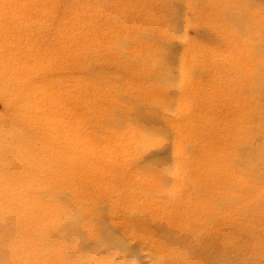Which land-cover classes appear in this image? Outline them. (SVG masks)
I'll use <instances>...</instances> for the list:
<instances>
[{
    "label": "rangeland",
    "instance_id": "374dc122",
    "mask_svg": "<svg viewBox=\"0 0 264 264\" xmlns=\"http://www.w3.org/2000/svg\"><path fill=\"white\" fill-rule=\"evenodd\" d=\"M179 2L181 7L177 5ZM174 44H182L180 49L173 46L180 56L172 54L176 52ZM166 49L172 56L166 55L169 54ZM261 53H264V0H0V264H87L89 261L113 264L119 253L105 252L108 249L102 243L99 253L94 254L96 249H92L93 254H88L91 248L88 250L87 245L96 238L92 245L99 243L104 234L103 226L102 229L98 226L100 223L121 232L118 233L124 238L127 235L129 246L141 244L138 248L144 264H180V261L181 264H214L216 258L224 261L222 264H229L230 260H235L230 264H243L246 259L244 264L251 261L264 264V163H261L264 160V54ZM163 54L166 63L173 57L170 66L178 62L176 81L171 75L173 71L165 70L168 65ZM171 80L176 87H172ZM168 82L170 86H165ZM145 118L151 122L154 119L149 128L151 134L146 132L149 125ZM161 118L164 122L159 121ZM144 128L146 133L142 132ZM158 128L165 131L164 135ZM167 133L173 136H165ZM146 140V144L152 142V145L144 144ZM160 143L161 149L157 145ZM165 143L173 146L167 148ZM9 147L16 148L15 152ZM189 147L196 153L190 152ZM165 151L170 152L174 164L170 162L167 168L161 160L160 172L154 171L156 154L162 157ZM233 152H238L235 161ZM237 157L242 160L237 162ZM39 160L47 161L48 165H40ZM57 160L58 165L54 164ZM144 160L154 166L149 163L145 168ZM257 165L260 167L256 168ZM237 166L244 173L251 172L252 178H247L248 174L246 177ZM259 170L262 180L257 177ZM69 172H74L70 177L76 178H67ZM253 178L256 183L252 182ZM188 180L190 185L186 186ZM167 181L169 184H165ZM54 185H59V192ZM220 199L223 203H219ZM55 225L59 227L56 229ZM97 227L99 232L95 230ZM82 231L85 235H81ZM89 232L91 235L98 232L101 238L97 234L92 239L94 236ZM86 240L89 243L85 244ZM63 244L66 247L68 244V248ZM239 244L242 247L238 250ZM243 245H248L250 250H245L247 246ZM74 246L81 248L80 255L86 256L81 261L86 258L87 261L77 262L80 255L76 257ZM235 250L240 252L239 256ZM242 250L246 259L241 256ZM119 257L121 264H138L135 259Z\"/></svg>",
    "mask_w": 264,
    "mask_h": 264
},
{
    "label": "bare ground",
    "instance_id": "6f19581e",
    "mask_svg": "<svg viewBox=\"0 0 264 264\" xmlns=\"http://www.w3.org/2000/svg\"><path fill=\"white\" fill-rule=\"evenodd\" d=\"M252 2H253V1H252ZM176 4H177V3H176ZM179 4H180V2H179L177 5H179ZM181 4H182V3H181ZM179 6L181 7V5H179ZM250 6H251V5H250ZM260 7H262V6H260ZM183 9H184V8H183ZM183 9H182V10H183ZM178 10H179V9H178ZM180 10H181V9H180ZM179 14H180V13H179ZM246 14H247V13H246ZM223 15H224V14H223ZM240 15H241V14H240ZM177 16H178V15H177ZM226 16H227V15H226ZM245 16H246V15H245ZM178 17H180V16H178ZM227 17H228V16H227ZM176 18H177V17H176ZM177 19H178V18H177ZM180 19H181V18H180ZM239 19H240V18H239ZM178 20H179V19H178ZM182 22H183V21H182ZM232 22H233V21H232ZM175 24H176V23H175ZM206 24L208 25V23H206ZM237 24H239V23H237ZM251 24H252V23H251ZM240 26H241V25H240ZM183 27H184V26H183ZM183 27H182V28L180 27V28L184 30ZM262 27H263V26H262ZM176 28L178 29L179 27H176ZM238 29L240 30V27H239ZM206 30H208V29H206ZM209 30H210V29H209ZM211 31H212V30H211ZM207 32H208V31H207ZM239 32H241V31H239ZM203 33H206V32H203ZM259 33H260V32H259ZM180 34H181V33H180ZM180 34H179V35H180ZM208 34H209V33H208ZM213 34H214V33H213ZM182 35H183V34H182ZM183 36H184V35H183ZM223 36H224V35H223ZM221 37H222V36H221ZM226 37H227V36H226ZM251 39H252V38H251ZM237 40H238V39H237ZM253 41H254V39H253ZM172 43H173V41H172ZM120 44H121V43H120ZM125 44H126V43H125ZM166 44H167V43H166ZM177 44H179V42H178ZM252 44H253V43H252ZM255 44H256V43H255ZM181 45H182V44H181ZM181 45H180V46H181ZM257 45H259V44H257ZM120 46H121V45H120ZM122 46H123V45H122ZM173 46H177V45L174 44V45H172V47H173ZM180 46H177V48L179 47V49H180ZM251 46H252V45H251ZM166 48H169V49H170V48H171V45H170L169 47H167V45H166ZM173 48H174V47H173ZM173 48H172V50H173ZM177 48H176V47L174 48V49L176 50V52L173 51L172 54L174 53V55L176 54V56H177V55L180 56V53H179L180 50H178V53H179V54H177ZM164 49H165V46H164ZM252 49H254V48H252ZM166 50H168V49H166ZM180 52H181V51H180ZM121 53H123V52H121ZM168 53H169V54H166L167 56L171 54V51L168 50ZM172 54H171V56H172ZM261 54H264V53H261ZM124 58L126 59L125 56H124ZM163 58H164V61H165V65H168V66H166V67H168V68H166L165 70L169 69V71H170V70L173 71V72H172L173 74H171V75L173 76V78H174L175 81H176V75L178 76V74H176V72H175V71H177V69L175 68V66L178 67V66H177V65H178V62H177V65H175L176 62L173 60V61H174V62H173V65H174V66H170L169 64L171 63V61H172L171 58H173V57H170V60H171L170 63H166V60H167V59H166L165 54H163ZM167 58H168V57H167ZM177 58H178V57H177ZM174 59H175V58H174ZM179 59H180V58H179ZM179 59H177V60L179 61ZM127 60H128V59H127ZM124 62H125V61H124ZM127 62H128V61H127ZM108 63H109V62H108ZM257 63H258V62H257ZM159 64H160V63H159ZM138 65H140V64H138ZM157 65H158V64H157ZM161 65H162V64H161ZM87 66H88V65H87ZM90 66H91V65H90ZM146 66H147V65H146ZM169 66L172 67V68H170ZM192 66H193V65H192ZM195 66H196L195 68H197L198 65H195ZM259 66H260V65H259ZM9 67H10V66H9ZM88 67H89V66H88ZM198 67H199V66H198ZM164 68H165V67H164ZM87 69H88V68H87ZM190 69H191V68H190ZM199 69L201 70V68H199ZM98 70H99V69H98ZM162 70H163V69H160V72H162V74H163V71H162ZM193 70H194V68H193ZM197 70H198V69H197ZM197 70H196V71H197ZM86 71H87V70H86ZM100 71H101V70H100ZM171 71H170V72H171ZM178 71H179V70H178ZM104 72H105V71H104ZM200 72L202 73V71H200ZM200 72H197V73H199V75H200ZM207 72H208V71H207ZM91 73H92V72H91ZM154 73H155V72H154ZM164 73H167V71H165ZM160 74H161V73H160ZM169 74H170V73H169ZM194 74H195V71H194ZM194 74H192V75H194ZM205 74H207V73H205ZM262 74H263V73H262ZM262 74H261V75H262ZM155 75H157V74H155ZM163 75H164V74H163ZM163 75H162V76H163ZM166 75H167V76H166ZM166 75H165V76H166V79H168L167 77H169V76H168V74H166ZM202 75H203V74H202ZM182 76H183V73H182ZM190 76H191V74H190ZM195 76L197 77V75H195ZM195 76H193V77H195ZM204 76H205V75H204ZM207 76H208V75H207ZM159 77L161 78V76H159ZM159 77H157V78H159ZM163 77H164V76H163ZM198 77H199V76H198ZM200 77H201V76H200ZM202 77H203V76H202ZM164 78H165V77H164ZM182 78H183V77H182ZM184 78H185V76H184ZM104 79H105V78H104ZM153 79H155V78H153ZM202 79H203V78H202ZM251 79H252V78H251ZM181 80L183 81V79H181ZM181 80H180V81H181ZM236 80H237V79H236ZM161 81H165V79H164V80L161 79ZM161 81L158 80V82H161ZM166 81H168V80H166ZM185 81H186V80H185ZM101 83H102V82H101ZM171 83L174 84V80H173V82H172V80H171ZM182 83H185V82H182ZM162 84H163V83H162ZM173 84H172V87L174 88V86H175L176 83H175L174 85H173ZM185 85H186V84H185ZM165 86H170V85H169V82H168V85H165ZM176 86H177V84H176ZM176 86H175V87H176ZM182 86H183V85H182ZM188 86H190V85H188ZM183 87H185V86H183ZM177 89H178V88H177ZM189 89H190V88H189ZM180 90H181V88H180ZM201 90H202V89H201ZM201 90H199V91H201ZM197 92H198V91H197ZM203 92H204V91H203ZM252 92H253V91H252ZM200 93H202V92H200ZM202 94H203V93H202ZM200 95H201V94H200ZM200 95H197V96L199 97ZM124 97H125V96H124ZM194 97H196V96H194ZM194 97H193V99H196V98H194ZM200 98H202V97H200ZM197 100H198V99H197ZM197 100H195V101H197ZM199 100H200V99H199ZM139 102H140V101H139ZM169 103H170V102H169ZM173 104H174V103H173ZM142 105H143V104H141V107H142ZM169 105H170V104H169ZM137 106H138V105H137ZM132 107H133V106H132ZM141 107H140V108H141ZM144 107H145V106H144ZM260 107H261V106H260ZM134 108H135V107H134ZM138 108H139V107H138ZM140 108H139V109H140ZM150 108L152 109V106H151ZM153 108H154V106H153ZM262 108H263V107H262ZM154 109H155V108H154ZM154 109H153V111H154ZM168 109H169V108H168ZM254 109H255V108H254ZM263 109H264V108H263ZM132 110H133V108H132ZM134 110H135V109H134ZM116 111H117V110H116ZM116 111H115V112H116ZM130 111H131V110H130ZM190 111H191V109H190ZM137 112H138V113H141V111L139 112L138 110H137ZM150 112H151V114H155V113H152V111H150ZM165 112H166V111H165ZM167 112H169V110H168ZM188 112H189V111H188ZM127 113H128V112H127ZM135 113H136V112H135ZM170 113H171V111L169 112V114H170ZM193 113H194V111H193ZM201 113H202V112H201ZM204 113H205V112H204ZM207 113H208V112H207ZM207 113H205V114H207ZM117 114H118V113H116V115H117ZM129 114H130V113H129ZM132 114H133V113H132ZM166 114H167V113H166ZM187 114H188V113H187ZM254 114H255V113H254ZM114 115H115V114H114ZM118 115H119V114H118ZM121 115H122V114H121ZM130 115H131V114H130ZM139 115H140V114H139ZM139 115H138V116H139ZM141 115H142V114H141ZM141 115H140L139 117H141ZM191 115H192V114H191ZM193 115H194V114H193ZM213 115H214V114H213ZM249 115H250V114H249ZM131 116H132V115H131ZM147 116H148V115H147ZM149 116H150V114H149ZM152 116H153V115H152ZM169 116H170V115H169ZM259 116H260V115H259ZM21 117H22V116H21ZM136 117H137V115H136ZM144 117H145V116H144ZM144 117H143V118H144ZM150 117H151V116H150ZM150 117H149V118H150ZM157 117H158V116H157ZM203 117H204V116H203ZM216 117H217V116H216ZM114 118L116 119V117H114ZM118 118H119V117H118ZM153 118H154V116H153ZM155 118H156V117H155ZM19 119H20V118H19ZM119 119L121 120V118H119ZM122 119H123V118H122ZM137 119H139V118H137ZM156 119H157V118H156ZM159 119H160V118H159ZM159 119H158V120H159ZM207 119H208V118H207ZM210 119H211V118H210ZM210 119H209V121H210ZM124 120H125V119H124ZM132 120H134V119L132 118ZM139 120H140V119H139ZM141 120H142V119H141ZM144 120L146 121V118H145ZM144 120H142V121H144ZM163 120H164V119H163ZM152 121L154 122V119H153ZM159 121L164 122V121H162V118H161V120H159ZM159 121H156V122H159ZM194 121H195V120H194ZM136 122H137V120H136ZM153 122H151V121H146V124L149 125V127L146 128V132H148V133H150V134H151V130H149V128H150V126L152 125ZM156 122H155V124H156ZM161 122H159V124H160ZM165 122H166V121H165ZM225 122H226V121H225ZM227 122H228V121H227ZM110 123H111V121H110ZM112 123H113V122H112ZM114 123H115V120H114ZM142 123H143V126L146 125L145 122H142ZM168 123H169V122H168ZM168 123H167V125H168ZM115 124L118 125V122H116ZM144 124H145V125H144ZM169 124H170V123H169ZM18 125H19V124H18ZM156 125H157V124H156ZM156 125H155V126H156ZM164 125H165V123H164ZM170 125H171V124H170ZM192 125H193V123H192ZM251 125H252V124H251ZM146 126H147V125H146ZM152 126H153V125H152ZM155 126H154V127H155ZM193 126H194V125H193ZM216 126H217V125H216ZM119 127H121V126H119ZM154 127H153V128H154ZM156 127H160V126L157 125ZM168 127H169V126H168ZM171 127H173V126H171ZM140 128H141V126H140ZM151 128H152V127H151ZM151 128H150V129H151ZM15 129H16V128H15ZM147 129H148L150 132H149ZM158 129H159V131H160L162 134H163V132H165L164 130H161L160 128H158ZM162 129H163V127H162ZM166 129H167V128H166ZM168 129H169V128H168ZM222 129H223V128H222ZM222 129H221V130H222ZM248 129H249V128H248ZM250 129H251V127H250ZM17 130H18V129H17ZM141 130H143V129H141ZM156 130H157V128H156ZM156 130H154L152 134H154ZM174 130H175V128H174ZM174 130H173V132H174ZM203 131H204V130H203ZM261 131H262V130H261ZM17 132H18V131H17ZM142 132H145V128H144V131H142ZM146 132H145V133H146ZM166 132H167V131H166ZM177 132H178V131H177ZM205 132H206V131H205ZM207 132H208V131H207ZM250 132H251V131H250ZM250 132H249V133H250ZM161 133H160V135H162ZM175 133H176V132H175ZM150 134L147 136V138H149ZM158 134H159V132H156V136H157ZM173 134H174V133H173ZM205 134H206V133H205ZM214 134H215V133H214ZM216 134H217V133H216ZM260 134H261V133H260ZM145 135H146V134H145ZM154 135H155V134H154ZM154 135H152V136H154ZM163 135H164V134H163ZM163 135H162V136H163ZM170 135H172V134H168V133L165 134V136H170ZM263 135H264V134H263ZM3 136H4V135H3ZM158 136H159V135H158ZM165 136H164V137H165ZM172 136H173V135H172ZM175 136H177V134H176ZM200 136H201V135H199V137H200ZM250 136H251V135H250ZM150 137H151V136H150ZM181 137H182V136H181ZM184 137H185V136H184ZM222 137H223V136H222ZM155 138H156V137H155ZM182 138H183V137H182ZM189 138H190V137H189ZM204 138H205V137H204ZM149 139H150V138H149ZM149 139H148V141H151V140H149ZM167 139H168V138H166L165 141H166ZM263 139H264V138H263ZM8 140H9V139H8ZM8 140H7V141H8ZM189 140H190V139H189ZM194 140L196 141V139H194ZM194 140H193V141H194ZM199 140H201V139H199ZM171 141H172V137H171ZM186 141H187V144H188V140H185V143H186ZM195 141H194V142H195ZM239 141H240V140H239ZM254 141H255V139H254ZM260 141H261V140H260ZM146 142H147V140H146L145 142H143V143L146 144ZM154 142H155V141H154ZM194 142H193V143H194ZM197 142H198V141H197ZM210 142H211V141H210ZM244 142H245V141H244ZM252 142H253V140H252ZM256 142H257V140H256ZM263 142H264V141H263ZM24 143H25V142H24ZM39 143H40V142H39ZM43 143H44V142H43ZM166 143H169V142L166 141ZM166 143H165V145H168V144H166ZM190 143H191V142H190ZM193 143H191V144H193ZM237 143H238V142H237ZM247 143H248V142H247ZM254 143H255V142H253V144H254ZM259 143H261V142H259ZM8 144H9V143H8ZM12 144H13V143H12ZM12 144H11V146H12ZM49 144H50V143H49ZM150 144L152 145V142H151V143L148 142V144H146V145H150ZM161 144H162V143L157 144V145L160 147V149L162 148V147L160 146ZM182 144H183V143H181V145H182ZM204 144H205V143H204ZM230 144H231V143H230ZM248 144H249V143H248ZM16 145H18V144H16ZM45 145H46V144H45ZM47 145H48V144H47ZM47 145H46V146H47ZM151 145H150V146H151ZM169 145H172V144H169ZM169 145L166 146V147L168 148ZM176 145H177V144H176ZM196 145H197V143H196ZM249 145H250V144H249ZM6 146H8V145L6 144ZM14 146H15V145H14ZM172 146H173V145H172ZM190 146H191V145H190ZM256 146H258V145H256ZM256 146H255V147H256ZM26 147L28 148V146H26ZM50 147H51V146H50ZM52 147H53V146H52ZM139 147H140V146H139ZM139 147H138V149H139ZM142 147L145 148V145H144V146L142 145ZM152 147H153V146H152ZM164 147H165V146H164V144H163V149H164ZM177 147L179 148V146H177ZM245 147H247V146H245ZM9 148H10V149H13V151H14V149H16V148H12V147H9ZM48 148H49V147H48ZM146 148H149V146H148V147L146 146ZM157 148H158V147H157ZM189 148H190V147H189ZM262 148H263V146H262ZM49 149H50V148H49ZM52 149H53V148H52ZM149 149H150V148H149ZM160 149H155V150L157 151V150H160ZM180 149H181V148H180ZM180 149H178V150H180ZM198 149H199V148H198ZM201 149H203V148H201ZM240 149H241V147H240ZM247 149H248V148H247ZM26 150H27V149H26ZM43 150H45V149H43ZM46 150H47V148H46ZM142 150L144 151V149H142ZM173 150H174V149H173ZM178 150H176V151H178ZM183 150H184V149H183ZM190 150H191V148H190ZM241 150H243V149H241ZM250 150H251V149H250ZM252 150H253V149H252ZM263 150H264V149H263ZM263 150H262V151H263ZM10 151H12V150H10ZM38 151H39V150H38ZM38 151H37V153H39ZM41 151H42V150H41ZM138 151H139V150H138ZM146 151H147V150H145L144 152L146 153ZM160 151H161V150H160ZM162 151H163V150H162ZM162 151H161V152H162ZM169 151H170V150H169ZM169 151H165V153H164V152L161 153V154H163V155H162L163 158L160 157L161 155L159 156V154H156V157H157V158H160V161H158L159 159H156V157H155V158H154V160L156 161V162L154 161L155 163L152 161V160H153V157H151V160H150V161L153 162V164L155 165V167L158 169V170H157V169H153L154 171L156 170V171L160 172V171H159V168H160V167H158V166H159V164L161 165V163H160L161 160L163 161V165H164V162H165V164H166V165H164L165 167H167V165L169 166L171 163H173V161H172V158H173V157H171L172 155L170 154ZM171 151H172V150H171ZM186 151H189V150H186ZM194 151H195V152H193V150H191L190 152L196 153V150H195V149H194ZM198 151H199V150H198ZM230 151H231V150H230ZM236 151H237V148H236ZM239 151H240V150H239ZM14 152H15V151H14ZM17 152H19V151H17ZM42 152H45V151H42ZM48 152H49V151H48ZM48 152H47V153H48ZM63 152H64V151H63ZM139 152H140V151H139ZM147 152H148V151H147ZM7 153H8V152H7ZM9 153H12V152H9ZM9 153H8V154H9ZM60 153H61V152H60ZM141 153H142V152H141ZM141 153H138V155H139L140 157H141V155H140ZM186 153H187V152H186ZM211 153H212V152H211ZM233 153H234V152H233ZM248 153H249V152H248ZM16 154H18V153H16ZM16 154H15V155H16ZM21 154H23V153H21ZM21 154H19V155H21ZM42 154H45V153H42ZM42 154H41V155H42ZM64 154H65V152H64ZM143 154H144V153H143ZM143 154H142V155H143ZM189 154H190V153H189ZM209 154H210V153H209ZM209 154H208V155H209ZM235 154H236V153H234V156H233L234 158H233V159L231 158L232 160H234V159L236 158L238 152H237L236 156H235ZM239 154L242 155L240 152H239ZM243 154H244V153H243ZM246 154H247V152H246ZM254 154H255V153H254ZM12 155H13V154H12ZM35 155H36V154H35ZM59 155L62 156L63 154H59ZM154 155H155V154H154ZM175 155H177V153H176ZM183 155H184V153H183ZM186 155H188V154H185V156H186ZM192 155H193V154H192ZM249 155H251V153H249ZM260 155H261V154H260ZM26 156H27V155H26ZM39 156H40V155H39ZM42 156H43V155H42ZM48 156H50V155L48 154ZM61 156H58V157H61ZM144 156H145V155H144ZM150 156H151V154H150ZM152 156H153V154H152ZM158 156H159V157H158ZM190 156H191V154H190ZM194 156H196V155H194ZM215 156H216V155H215ZM255 156H256V155H255ZM8 157H9V156H8ZM20 157H21V156H20ZM40 157H41V156H40ZM40 157H39V158H40ZM175 157H177V156H175ZM197 157H198V155L196 156V158H197ZM204 157H205V156H204ZM204 157H203V158H204ZM239 157L243 158L242 156H239ZM259 157H260V156H259ZM261 157H262V156H261ZM14 158H15V157H14ZM37 158H38V157H37ZM42 158H43V157H42ZM54 158L57 159L56 156H55ZM68 158H69V157H68ZM138 158H139V157H138ZM147 158H148V156H147ZM161 158H162V159H161ZM186 158H187V157H186ZM198 158H199V157H198ZM200 158H201V157H200ZM203 158H202V159H203ZM224 158H225V157H224ZM241 158H240V159H241ZM247 158H248V157H247ZM247 158H246V159H247ZM252 158H254V157L251 156L250 159H252ZM8 159H9V158H8ZM10 159H11V158H10ZM23 159H24V158H23ZM27 159H28V158H27ZM29 159H30V158H29ZM45 159H46V157H45ZM45 159H44V160H45ZM47 159H48V157H47ZM47 159H46V160H47ZM52 159H53V158H52ZM58 159H59V158H58ZM62 159H63V157H62ZM62 159H61V160H62ZM70 159H71V158H70ZM141 159H142V158H141ZM145 159H146V158H145ZM148 159H150V158H148ZM148 159H147V160H148ZM173 159H174V158H173ZM184 159H185V157H184ZM184 159H183V160H184ZM191 159H192V158H191ZM193 159H195V157H193ZM193 159H192V160H193ZM206 159H208V158H206ZM206 159H205V160H206ZM226 159H227V158H226ZM240 159H238V157H237V160H236V161L238 162ZM250 159L248 160L249 164H250V162H251ZM44 160H43V161H44ZM50 160H51V159H49V161H50ZM147 160H144V162H145V163L147 162L148 164H147V163L145 164V163L143 162V163L145 164V165H143V163H141L143 166H145V168H146L147 165H149V163L152 165V163H151V162H148L149 160H148V161H147ZM196 160H197V159H196ZM196 160H194V161L197 163ZM205 160H204V161H205ZM212 160H213V159H212ZM223 160H224V159H223ZM241 160H242V159H241ZM243 160H245V159H243ZM255 160H256V159H255ZM261 160H263V158H262ZM261 160H260V161H261ZM2 161H3V160H2ZM11 161H12V160H11ZM47 161H48V160H47ZM47 161L42 162L43 165L46 164ZM52 161H53V160H52ZM59 161H60V159H59ZM59 161H58V160H57V162L55 161L54 164L57 163V165H58ZM185 161H187V160H185ZM190 161H191V160L189 159V162H190ZM194 161H193V162H194ZM200 161H201V159H200ZM234 161H235V160H234ZM245 161H246V160H245ZM252 161H253V159H252ZM12 162H13V161H12ZM27 162H28V160H27ZM29 162H30V161H29ZM33 162H35V160H34ZM39 162H40V160H39ZM60 162H61V161H60ZM63 162H64V161H63ZM68 162L70 163L71 160H70V161L68 160ZM72 162H73V161H72ZM170 162H171V163H170ZM195 162H194V164H195ZM198 162H199V159H198ZM230 162H231V161H230ZM237 162H236V164H239V163H237ZM239 162H240V161H239ZM248 162H247V163H248ZM253 162H254V161H253ZM255 162H257V161H255ZM0 163H1V162H0ZM24 163H25V162H24ZM40 163H41V162H40ZM42 163H41L40 165H42ZM52 163H53V162H52ZM178 163H179V162H178ZM199 163H201V162H199ZM202 163H204V162H202ZM202 163H201V164H202ZM208 163H209V162H208ZM225 163H226V162H225ZM261 163H262V165H263L264 160H263V162H261ZM261 163H260V164H261ZM38 164H39V163H38ZM173 164H174V163H173ZM182 164H183V163H182ZM184 164H187V162H186V163L184 162ZM201 164H198V166L201 165ZM232 164L235 165V162L232 163ZM242 164H243V163H241V166L244 167ZM245 164H246V163H245ZM260 164H259V165H260ZM2 165H3V164H2ZM12 165H13V164H12ZM32 165H33V164H31V166H32ZM43 165H42V166H43ZM46 165H48V163H47ZM50 165H51V161H50L49 166H50ZM52 165H53V164H52ZM57 165H56V166H57ZM69 165L71 166V164H69ZM136 165H138V164H136ZM154 165H152V167H153ZM187 165H190V164H187ZM192 165H193V163H192ZM192 165H190V166L192 167ZM195 165H196V164H195ZM202 165H205V164H202ZM224 165H225V164H224ZM247 165H248V164H247ZM259 165H257L256 168L260 167ZM19 166H20V163H19ZM22 166H23V165H22ZM22 166H21V169H22ZM29 166H30V163H29ZM42 166H41V167H42ZM75 166H76V165H75ZM138 166H140V163H139ZM176 166H177V165H176ZM179 166H180V165H179ZM221 166H222V165H221ZM226 166L228 167L227 169H230L229 166H228V164H227ZM239 166H240V165H239ZM239 166H237V168L240 169V170L242 171V169L240 168L241 166H240V167H239ZM254 166H256V163H255ZM254 166H253V167H254ZM15 167H16V166H15ZM50 167L53 168V166H50ZM71 167H72V166H71ZM155 167H154V168H155ZM181 167H182V170H183V169H184V168H183V165H182ZM184 167H185V170H186V169L188 170L187 166L184 165ZM191 167H190V168H191ZM196 167H197V166H196ZM230 167H231V166H230ZM232 167H233V165H232ZM232 167H231V168H232ZM251 167H252V164H251ZM251 167L249 166V167H247V168H250V169H251ZM1 168H2V167H1ZM23 168L26 169L27 167H23ZM35 168H36V167H35ZM44 168H46V167H44ZM54 168H55V167H54ZM167 168H168V167H167ZM170 168H171V167H170ZM233 168H234V167H233ZM49 169H50V168H49ZM73 169H75V167H74ZM148 169H150V166L148 167ZM162 169H163V168H162ZM176 169H177V167H176ZM180 169H181V168H180ZM198 169H199V167H198ZM245 169H246V168H244L243 170H245ZM259 169H260V168H259ZM262 169H263V167H262ZM29 170H30V169H29ZM29 170H28V171H29ZM39 170H40V169H39ZM39 170H38V172H39ZM45 170H46V169H45ZM151 170H152V169H151ZM160 170H161V169H160ZM165 170H167V169L165 168ZM170 170H171V169H170ZM173 170H174V169H173ZM224 170H225V169H224ZM234 170H235V169H234ZM236 170H237V169H236ZM246 170H247V169H246ZM260 170H261V169H260ZM260 170H259V171H260ZM21 171H22V170H21ZM28 171H27V172H28ZM46 171H48V170H46ZM51 171H53V169H51ZM67 171H69V169H68ZM189 171H190V170H189ZM229 171H231V170H229ZM232 171H233V170H232ZM241 171H240V172H241ZM247 171H249V170H247ZM253 171H254V170H252V172H253ZM255 171H256V172H255ZM255 171H254L255 174L258 173L256 169H255ZM261 171H263V170H261ZM261 171H260V173L258 174L259 176H257V177L260 178L259 180H262V179H261L262 177H261V175H260V174H261ZM13 172H14V170H13ZM48 172H49V171H48ZM54 172H55V171H54ZM54 172H53V173H54ZM56 172H57V171H56ZM71 172H72V168H71ZM74 172H75V170H74ZM74 172H73L72 174H70V172H69L70 175L67 173V175H69V176H67V178L70 177V176H72V175L74 174ZM167 172H168V171H167ZM169 172H171V171H169ZM176 172H177V170H176ZM6 173H7V172H6ZM8 173H9V172H8ZM10 173H11V172H10ZM44 173H45V172H44ZM228 173H230V172H228ZM242 173H244V171H242ZM254 173H253V174H254ZM262 173H263V172H262ZM11 174H12V173H11ZM11 174H10V175H11ZM27 174H28V173H27ZM29 174H30V173H29ZM75 174H76V173H75ZM163 174H166V173L163 172ZM169 174H170V173H169ZM230 174H231V173H230ZM232 174H233V172H232ZM235 174H236V173H235ZM238 174H239V173H238ZM240 174H241V173H240ZM244 174H245V176H246V174H248V176H249V174H252V173L250 172V173H244ZM244 174H243V175H244ZM38 175H39V174H38ZM46 175H47V174H46ZM46 175H45V174H44V175L42 174V176H46ZM52 175H53V174H52ZM228 175H229V174H228ZM11 176H13V175H11ZM23 176H26V175H23ZM47 176H48V175H47ZM164 176H165V175H164ZM233 176H234V175H233ZM251 176H253V175H251ZM251 176H249V177L246 176V177H247V178H250ZM263 176H264V175H263ZM39 177H40V175H39ZM39 177H37V178L40 179ZM51 177H52V176H51ZM74 177H75V175H74L73 177H70V178H73V179H74ZM228 177H229V176H228ZM230 177H231V176H230ZM230 177H229L228 179H230ZM237 177H238V176H237ZM243 177H244V176H243ZM257 177H254V178H257ZM7 178H8V177H7ZM75 178H76V177H75ZM240 178H241V176H240ZM251 178H252V177H251ZM254 178L251 179V180H253L252 182H255V181H254ZM16 179H17V178H16ZM28 179H29V178H27V181H29ZM38 179H37V181H38ZM42 179H43V178H41V180H42ZM55 179H56V178H55ZM165 179H166V177H165ZM167 179H168V178H167ZM228 179H227V181H226V180H225V181L228 182ZM231 179H232V178H231ZM235 179H236V178H235ZM235 179H234V181H235ZM237 179H238V178H237ZM257 179H258V178H257ZM2 180H3V179H2ZM41 180H40V181H41ZM169 180H170V178H169ZM244 180H245V179H243L242 182H243ZM259 180H257V182H258ZM37 181H36V182H37ZM184 181H186V179H185ZM229 181H230V180H229ZM237 181H239V180H237ZM247 181H248V180H247ZM13 182H14V181H13ZM25 182H26V180H25ZM25 182H23V183H25ZM30 182H31V180H30ZM168 182H170V181H167V183H165V184H169ZM187 182H189V180H188ZM232 182H233V181H232ZM244 182H245V181H244ZM249 182L251 183L250 180H249ZM20 183H21V182H20ZM230 183H231V182H230ZM255 183H256V182H255ZM26 184H28V182H27ZM32 184H33V182H32ZM165 184H164V185H165ZM236 184H237V183H236ZM243 184H244V183H243ZM243 184H242V185H243ZM258 184H259V183H258ZM262 184H263V182H262ZM262 184L260 183V185H262ZM17 185H18V183H17ZM36 185H37V183H36ZM40 185H42V184H40ZM185 185H186V186L190 185V182H189V184H188V183H187V184L185 183ZM239 185H240V184H239ZM249 185H250V184H249ZM18 186H19V185H18ZM43 186H44V185H43ZM57 186L59 187V185H57ZM57 186L55 187V185H54L53 188H56V189H57ZM165 186H166V185H165ZM231 186H232V185H231ZM231 186H230V187H231ZM235 186H236V185H235ZM252 186H253V183H252ZM13 187H14V186H13ZM34 187H35V186H34ZM38 187H40V186H38ZM44 187H45V186H44ZM48 187H49V186H48ZM63 187H64V186H63ZM253 187H254V186H253ZM15 188H16V187H15ZM45 188H46V187H45ZM242 188H243V186H242ZM244 188H245V187H244ZM244 188H243V189H244ZM246 188H247V187H246ZM0 189H1V188H0ZM16 189H17V188H16ZM29 189H30V188H29ZM32 189H33V188H32ZM42 189H44V188H42ZM46 189H47V188H46ZM46 189H45V190H46ZM49 189H50V188H49ZM59 189H60V188L57 189L58 192H59ZM232 189H233V188H232ZM235 189H236V188H235ZM247 189H249V188H247ZM247 189H246V190H247ZM11 190H12V189H11ZM11 190H10V191H11ZM20 190H21V189H20ZM20 190H19V191H20ZM38 190H39V189H38ZM51 190L53 191L54 189H51ZM239 190H240V189H239ZM239 190H238V191H239ZM246 190H245V191H246ZM254 190H255V189H254ZM27 191H28V190H27ZM241 191H242V189H241ZM247 191H248V193L250 192L249 190H247ZM247 191H246V192H247ZM4 192H5V191H4ZM16 192H17V191H16ZM21 192H22V191H21ZM28 192H29V191H28ZM53 192H54V191H53ZM53 192H52V193H53ZM216 192H217V191L214 192V195H215ZM39 193H40V192H39ZM46 193H47V191H46ZM52 193H51V194H52ZM241 193H242V192H241ZM251 193H252V192H251ZM41 194H43V193L41 192ZM41 194H40V195H41ZM71 194H72V193H71ZM49 195H50V193H49ZM65 195H66V194L64 193L63 197H64ZM68 195H69V194H68ZM238 195H239V194H238ZM24 196H25V195H23V197H24ZM32 196H33V195H32ZM34 196H35V195H34ZM52 196H56V194H54V195H52ZM59 196H60V195H59ZM70 196H71V195H70ZM230 196H231V195H230ZM71 197H72V196H71ZM71 197H70V198H71ZM235 197H236V196H235ZM239 197L241 198V196H239ZM242 197H243V196H242ZM40 198H42V197H40ZM56 198H57V197H56ZM70 198H69V199H70ZM221 198H223V197H221ZM240 198H239V200H240ZM246 198H247V197H246ZM259 198H260V197H259ZM49 199H50V198H49ZM59 199H60V198H59ZM62 199H63V198H62ZM65 199H66V198H65ZM224 199H225V198H224ZM228 199H229V198H228ZM24 200H25V199H24ZM26 200H27V198H26ZM53 200H54V199H53ZM213 200H214V199H213ZM215 200H216V198H215ZM221 200H223V199H220V200H219V203L221 202ZM231 200H233V198H232ZM231 200H230V201H231ZM237 200H238V199H237ZM242 200H243V199H242ZM259 200H260V199H259ZM54 201H55V200H54ZM56 201H57V200H56ZM68 201H69V200H68ZM243 201H246V200H243ZM225 202H226V200H225ZM233 202H234V200H233ZM238 202H239V201H238ZM240 202H241V201H240ZM71 203H72V202H71ZM74 203H75V202H74ZM217 203H218V202H217ZM221 203H223V201H222ZM242 203H243V202H242ZM105 204H106V203H104V205H105ZM226 204H228V203L226 202ZM235 204H236V203H235ZM257 204H258V203H257ZM17 205H19V204H17ZM102 205H103V204H102ZM104 205L101 206V207H104ZM108 205H109V204H108ZM219 205H220V204H219ZM240 205H241V203H240ZM247 205H248V204H247ZM254 205H255V204H254ZM38 206H39V205H38ZM110 206H111V205H110ZM248 206H250V205H248ZM34 207H35V206H34ZM73 207L75 208L74 205H73ZM107 207H108V206H107V204H106V208H107ZM257 207H258V206H257ZM35 208H36V207H35ZM67 208H69V206H67ZM78 208H79V206H78ZM36 209H37V208H36ZM82 209H83V208H82ZM107 209H108V208H107ZM244 209H245V208H244ZM67 210H68V209H67ZM72 210H73V209H72ZM76 210H77V209H76ZM83 210H85V209H83ZM33 211H34V210H33ZM79 211H80V209H79ZM239 211H240V210H239ZM65 212H66V211H65ZM77 212H78V210H77ZM77 212H74V213H77ZM246 212H247V211H246ZM23 213H24V212H23ZM33 214H34V213H33ZM60 214H61V213H60ZM84 214H85V213H84ZM134 214L136 215V213H134ZM250 214H251V213H250ZM250 214H249V215H250ZM71 215L73 216V214H71ZM71 215H70V216H71ZM135 215H133V216H135ZM138 215H139V214H138ZM212 215H213V214H212ZM212 215H211V216H212ZM234 215H236V214H234ZM88 216H89V215H88ZM256 216H257V215H256ZM256 216H255V217H256ZM75 217H76V216H75ZM135 217L138 218V216H135ZM135 217H134V218H135ZM213 217H215V216H213ZM257 217H259V216H257ZM40 218H41V215H40ZM91 218H94V217L92 216ZM91 218H90V219H91ZM95 218H97V217H95ZM137 218H136V219H137ZM220 218H222V217H220ZM253 218H254V217H253ZM64 219H66V218H64ZM73 219H74V218H73ZM212 219H213V218H212ZM215 219H216V218H215ZM241 219H242V218H241ZM62 220H63V219H62ZM67 220H68V219H67ZM77 220H78V219H77ZM77 220H76V221H77ZM92 220H93V219H92ZM92 220H89V221H92ZM97 220H98V218H97ZM142 220H143V217H142ZM145 220H146V219H145ZM231 220H233V219H231ZM242 220H243V219H242ZM242 220H241V221H242ZM76 221H74V222H76ZM108 221L110 222V225H111L112 223H111L110 219H109ZM112 221H113V220H112ZM139 221H140V220H139ZM243 221H244V220H243ZM63 222H64V221H63ZM65 222H66V220H65ZM68 222L71 223L69 220H68ZM78 222H79V221H78ZM94 222H96V221L94 220ZM98 222L100 223V221H98ZM98 222H97V223H98ZM208 222H209V221H208ZM69 223H68V224H69ZM102 223H103V222H102ZM216 223H217V222H216ZM58 224H60V223H58ZM64 224H65V223H63V225H64ZM81 224H83V223H81ZM100 224H101V223H100ZM100 224H98V226H99L100 229H102V227H100V226H103V229H102V230L104 231V234H102L103 236H102L101 241H100V242L98 241L99 243H95L94 245H92V244L96 241L97 238L95 239L94 242H91V243H89V241L86 240V243H85V244H87V241H88V243H89V244L87 245V246H88V247H87L88 250H89V248H91V249L89 250L90 253H89L88 250H86V251H88V254H93L92 251H91L92 249H94L93 251H95V249H96V251L94 252V254L97 253L98 250H99V248H98V247H99V244L102 243V244L105 245V247H106L105 250L108 249V251H105V250H104L105 252H110V253H117V252H118L119 255H121V257L123 256V257H126L127 259H128V258L135 259L136 262L138 261V262H137L138 264H144V261L141 259L142 256H140L141 251H140L139 248H138V247L141 246V244L138 243V244L140 245V246H139V245L137 244L138 247H135V246H133V247H132V246H129L128 242H126V238L128 239L127 235H126V238H124V237L121 236L122 234H121V235L119 234V233H121V232L118 231V232H119V233H118V232H116V231H113V230H112L111 228H109V226L106 225V224H101V225H100ZM211 224H212V221H211V223H209L208 226H210ZM214 224H215V223H214ZM244 224H245V223H244ZM244 224H243V225H244ZM6 225H7V224H6ZM6 225H5V226H6ZM49 225H50V224H49ZM56 225H57V224H56ZM56 225H55V227H56V229H57L59 226H56ZM69 225H70V224H69ZM73 225H74V224H72V226H73ZM85 225H86V223H85ZM92 225H93V224H92ZM95 225H96V224L94 223V225H93L92 227H95ZM112 225H113V224H112ZM220 225H221V224H220ZM240 225H241V223H240ZM243 225H242V226H243ZM0 226H1V225H0ZM51 226H52V225H51ZM51 226H50V227H51ZM53 226H54V225H53ZM72 226H71V229H72ZM197 226H198V225H197ZM199 226H200V225H199ZM205 226H206V224H205ZM233 226H234V225H233ZM7 227H8V225H7ZM111 227L113 228V226H111ZM202 227H203V226H202ZM212 227H213V225H212ZM250 227H251V226H250ZM51 228H52V227H51ZM97 228H98V227H97ZM97 228H96L95 230H98V232H99L100 229H99V228L97 229ZM200 228H201V227H200ZM207 228H208V227H207ZM207 228H206V229H207ZM231 228H232V227H231ZM233 228H234V227H233ZM235 228H236V227H235ZM246 228H247V227H246ZM254 228H255V227H254ZM67 229H68V227H67ZM78 229H79V228H78ZM78 229H77V230H78ZM114 229H115V228H114ZM202 229H204V228H202ZM236 229H237V228H236ZM236 229H235V230H236ZM52 230H53V229H52ZM52 230H51V233H52ZM54 230H55V229H54ZM68 230H70V227H69ZM72 230H74V229H72ZM72 230H71V231H72ZM102 230H101V231H102ZM120 230H121V229H120ZM208 230L210 231V229H208ZM230 230H231V229H230ZM235 230H234V231H235ZM241 230H242V229H241ZM245 230H246V229H245ZM3 231H5V230H3ZM11 231H12V230H11ZM20 231H21V230H20ZM64 231H65V229L63 230V232H64ZM86 231H87V228H86ZM88 231H89V230H88ZM101 231H100V232H101ZM121 231H122V230H121ZM195 231L198 232V229L195 230ZM200 231H201V230H200ZM209 231H208V232H209ZM211 231H214V230L212 229ZM255 231H256V230H255ZM18 232H19V231H18ZM77 232H78V231H77ZM98 232H96V233L98 234ZM203 232H204L203 234H205L206 230L203 231ZM222 232H223V231H222ZM224 232H225V231H224ZM236 232H237V230H236ZM238 232H240V230H239ZM238 232H237V233H238ZM4 233H5V232H4ZM51 233H50V234H51ZM89 233H90V232H89ZM123 233H124V232H123ZM219 233H220V232H218V234H219ZM234 233H235V232H234ZM247 233H248V232H247ZM253 233H254V232H253ZM50 234H49V235H50ZM69 234H70V233H69ZM69 234H67V235L69 236ZM82 234H84L83 231H82L81 235H82ZM87 234H88V233H87ZM97 234L94 233V234L91 235V233H90V235H91V236H94V237L88 236L87 238L91 237V238L93 239V238H95V235H97ZM178 234H179V233H178ZM199 234H200V232H199ZM218 234H217V235H218ZM15 235H16V234H15ZM76 235H78V233H77ZM79 235H80V233H79ZM81 235H80L79 237H80V240L83 241V240L81 239ZM84 235H85V234H84ZM99 235H101V234L99 233V234L97 235L98 239L101 238ZM188 235H189V234H188ZM232 235H234V234H232ZM240 235H241V234H240ZM242 235H243V234H242ZM247 235H248V234H247ZM9 236H10V235H9ZM9 236H8V237H9ZM64 236H65V233H64ZM72 236L74 237V235H72ZM72 236H71V237H72ZM164 236H165V235H164ZM178 236H179V235H178ZM196 236H197V235H196ZM202 236H203V235H202ZM251 236H252V235H251ZM62 237H63V236H62ZM65 237H66V236H65ZM212 237H213V236H212ZM222 237H224V236H222ZM229 237H230V236H229ZM258 237H259V236H258ZM9 238H10V237H9ZM11 238H12V237H11ZM66 238H67V237H66ZM76 238H77V236H76ZM205 238H206V237H205ZM213 238H214V237H213ZM243 238H245V237H243ZM6 239H7V238H6ZM6 239H5V240H6ZM17 239H18V238H17ZM32 239H33V238H32ZM63 239H64V238H63ZM78 239H79V238H78ZM163 239H164V238H163ZM168 239H169V238H168ZM168 239H166V240H168ZM207 239H208V238H207ZM218 239H221V238H219V236H218ZM229 239H230V238H229ZM240 239H241V238H240ZM248 239H249V238H248ZM10 240H11V239H10ZM19 240H20V239H19ZM22 240H23V239H22ZM50 240H51V239H50ZM65 240L67 241V239H65ZM90 240H91V239H90ZM213 240H214V239H213ZM226 240H227V237H226ZM241 240H242V239H241ZM251 240H252V239H251ZM26 241H27V240H26ZM66 241H65V242H66ZM68 241L71 243V240H70V239H69ZM163 241L165 242V239H164ZM178 241H179V240H178ZM178 241H177V243H178ZM218 241H219V240H218ZM223 241H224V240H223ZM223 241H222V242H223ZM237 241H238V240H237ZM237 241L235 240L236 243H237ZM239 241H240V240H239ZM243 241H244V240H243ZM47 242H48V241H47ZM47 242H45V243L48 244ZM54 242H55V241H54ZM69 242H68V244H69ZM84 242H85V241H84ZM188 242H190V241H188ZM212 242H213V241H212ZM245 242H246V241H245ZM248 242H250V241H248ZM6 243H7V242H6ZM77 243H79V240H78ZM81 243L83 244V242H81ZM81 243H80V244H81ZM173 243H174V241H173ZM181 243H182V242H181ZM204 243H205V242H204ZM216 243H217V242H216ZM220 243H221V242H220ZM229 243H230V242H229ZM236 243H235V244H236ZM239 243H240V242H239ZM246 243H247V242H246ZM53 244H54V243H53ZM65 244H66V243H65ZM68 244H67V247H66V245L63 244L64 247H66V249L68 248ZM80 244H79V245H80ZM82 244H81V245H82ZM85 244H84V245H85ZM164 244H166V243H164ZM175 244H176V243H175ZM191 244H192V242H191ZM206 244H207L206 246H208V243H206ZM232 244H233V243L231 242V246H233ZM242 244H244V243H242ZM242 244H239V246L237 245V246H238V247H237L238 250H239L240 247H242V246H241ZM59 245H60V244H59ZM75 245H77V244H75ZM100 245H101V244H100ZM204 245H205V244H204ZM215 245H216V244H215ZM223 245H224V244H223ZM225 245H226V243H225ZM229 245H230V244H229ZM248 245H249V244H248ZM248 245H246L247 247L243 245L244 247H246L245 250L249 247ZM181 246H182V245H181ZM181 246H180V247H181ZM184 246H185V245H184ZM193 246H194V245H193ZM80 247L82 248V247H84V246L82 245V246H80ZM141 247H142V246H141ZM174 247H175V246H174ZM178 247H179V245H178ZM180 247H179V248H180ZM190 247H191V246H190ZM214 247H215V246H214ZM214 247H212V248H214ZM41 248H42V247H41ZM41 248H40V249H41ZM55 248H56V246H55ZM69 248H70V247H69ZM81 248H77V246H76V249H77V250H76V249H75V246H74V249H75L76 252H78V249H81ZM85 248H86V247H85ZM97 248H98V249H97ZM203 248H204V247H203ZM205 248H206V247H205ZM230 248H231V247H230ZM254 248H255V247H254ZM2 249H3V248H2ZM59 249H60V248H59ZM102 249H104V247H102ZM141 249H142V248H141ZM185 249H186V248H185ZM192 249H193V248H192ZM209 249H210V248H209ZM233 249H234V246H233ZM241 249H242V248H241ZM241 249H240V250H241ZM248 249H249V248H248ZM22 250H23V249H22ZM47 250H48V249H47ZM61 250H62V249H61ZM81 250H82V253L84 254V251H85L84 248H82ZM81 250H80V251H81ZM83 250H84V251H83ZM182 250H183V249H182ZM214 250H215V249H214ZM216 250H218V249H216ZM249 250H250V249H249ZM249 250H248V252H249ZM45 251H46V250H45ZM45 251H44V252H45ZM52 251L54 252V250H52ZM99 251H100V250H99ZM102 251H103V250H102ZM102 251H101V252H102ZM186 251H187V249H186ZM186 251H185V253H186ZM202 251H203V250H202ZM211 251H213V250H211ZM218 251H219V250H218ZM235 251H236V250H235ZM235 251H234V252H235ZM9 252H10V251H9ZM65 252H67V251L65 250ZM206 252H207V250H206ZM215 252H216V251H215ZM220 252H222V250H221ZM231 252H233V251H231ZM245 252H247V251H245ZM253 252H254V251H253ZM2 253H4V252H2ZM14 253H15V252H14ZM35 253H36V252H35ZM35 253H34V254H35ZM42 253H43V252H42ZM55 253H56V252H55ZM61 253H63V251L60 252V254H61ZM72 253H73V250H72ZM98 253H99V252H98ZM187 253H188V252H187ZM189 253H190V252H189ZM238 253H240V252L238 251ZM238 253H237V251H236L235 255H236V256H239V255H237ZM28 254H29V253H28ZM30 254H31V253H30ZM38 254H39V253H38ZM100 254H101V253H100ZM100 254H99V255H100ZM102 254H103V252H102ZM104 254H106V253H104ZM107 254H108V253H107ZM193 254H194V253H193ZM207 254H208V253H207ZM210 254H211V253H210ZM218 254H219V253H218ZM218 254H217V256H218ZM233 254H234V253H233ZM233 254H232V255H233ZM248 254H250V253H248ZM42 255H43V254H42ZM61 255H62V254H61ZM78 255H80V252H78V254L76 255V257H77ZM119 255H117L118 257L116 256L117 259H118V260H117L118 262L121 261V259H119V258H120ZM208 255H209V254H208ZM213 255H216V254L213 253ZM221 255H222V254H221ZM232 255H231V257H232ZM25 256H26V255H25ZM63 256H64V259H65V257H66L65 254H64ZM74 256H75V255H74ZM90 256H91V255H90ZM90 256H88V257H90ZM108 256H110V254H109ZM167 256H168V255H167ZM167 256L165 255L166 258H164V257H163V258H164V259H167ZM196 256H197V255H196ZM211 256H212V255H211ZM211 256H210V257H211ZM219 256H220V255H219ZM236 256H235V259L237 258ZM241 256H244V255H243V250H242ZM249 256H250V255H249ZM249 256H248V257H249ZM3 257H4V256H3ZM50 257H51V256H50ZM70 257H71V255H70ZM72 257H73V256H72ZM72 257H71V258H72ZM79 257H80V259L77 260V262H78V261H79V262H82V261L85 262V261H87V258H86L85 261H84V259L81 261V259H82L83 257H86L85 255L83 256V255L81 254ZM79 257H78V258H79ZM94 257H95V256H94ZM111 257H112V254H111ZM143 257H144V255H143ZM157 257H158V256H157ZM157 257H156V258H157ZM161 257H162V256H161ZM198 257H199V256H198ZM208 257H209V256H208ZM210 257H209V259H210ZM215 257H216V256H215ZM215 257H213V259H215ZM222 257H223V256H222ZM226 257H227V255H226ZM231 257H228V258L231 259ZM248 257H247V258H248ZM6 258H7V257H6ZM60 258H61V257H60ZM204 258H205V257H204ZM224 258H225V255H224ZM243 258L246 259V256H244ZM243 258H240V259H243ZM249 258H250V257H249ZM261 258H262V257H261ZM261 258H260V259H261ZM8 259H9V258H8ZM29 259H30V258H29ZM93 259H94V258H93ZM113 259H114V258H113ZM123 259H125V258H123ZM143 259H144V258H143ZM150 259H151V257H150ZM158 259H160V258H157L156 260H158ZM181 259H183V258H180V259H178V260H181ZM222 259H223V258H222ZM230 259H229V260H230ZM232 259H233V258H232ZM244 259H243V261H244ZM12 260H14V259H12ZM33 260H35V259H33ZM37 260H38V259H37ZM56 260H57V257H56ZM65 260H66V259H65ZM69 260H70V259H69ZM75 260H76V259H75ZM75 260H74V258H73V261H75ZM88 260H89V259H88ZM135 260H134V262H135ZM146 260H147V259H146ZM146 260H145V261H146ZM161 260H162V258H161ZM210 260H212V259H210ZM220 260H221V258H220ZM246 260H247V259H246ZM246 260H245V262H246ZM14 261H15V260H14ZM71 261H72V260H71ZM112 261H113V260H112ZM117 261H116V259H115V261L113 262V264H115ZM168 261H170V260L168 259ZM175 261L177 262V259H175ZM183 261L185 262L186 260L184 259ZM188 261H189V260H188ZM201 261H202V260H201ZM204 261H205V260H204ZM208 261H209V260H208ZM212 261H213V260H212ZM215 261H217L216 263H219V262H220V261H218V258H216ZM221 261H222V260H221ZM232 261H235V260H232ZM232 261L230 260V261H229V264H230V262L232 263ZM248 261H249V260H248ZM248 261H247V262H248ZM261 261H262V259H261ZM261 261H260V262H261ZM25 262H26V261H25ZM36 262H37V261H36ZM90 262H91V261L87 262V264H88V263L90 264ZM92 262H94V261H92ZM118 262H117V263H118ZM123 262H125V260H124ZM123 262H122V263H123ZM127 262H129V260H128ZM127 262H125V263H127ZM146 262H147V261H146ZM146 262H145V263H146ZM154 262H155V260H154ZM154 262H152V263H154ZM164 262H165V261H164ZM171 262H173V260H172ZM222 262L224 263V261H222ZM222 262H220V263L222 264ZM226 262H228V261H226ZM226 262H225V263H226ZM236 262H237V261H236ZM245 262H243V264H244ZM254 262L256 263V260H255ZM27 263H28V262H27ZM30 263H31V262H30ZM38 263H39V262H38ZM45 263H46V262H45ZM117 263H116V264H117ZM119 263H120V262H119ZM173 263H175V262H173ZM181 263H182V261H180V264H181ZM185 263H187V262H185ZM185 263H184V264H185ZM216 263H214V264H216ZM239 263H240V262H239ZM239 263H237V264H239ZM241 263H242V262H241ZM248 263H249V262H248ZM252 263H253V261H251L250 264H252ZM43 264H44V262H43ZM82 264H84V263H82ZM85 264H86V263H85ZM93 264H97V263L94 262ZM99 264H100V263H99ZM102 264H103V263H102ZM120 264H121V263H120ZM123 264H124V263H123ZM128 264H129V263H128ZM135 264H136V263H135ZM170 264H172V263H170ZM193 264H195V263H193ZM198 264H199V263H198ZM203 264H204V263H203ZM209 264H211V263H209ZM234 264H236V263H234Z\"/></svg>",
    "mask_w": 264,
    "mask_h": 264
}]
</instances>
